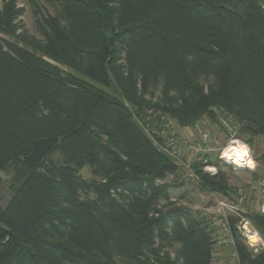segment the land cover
<instances>
[{
    "label": "trees",
    "instance_id": "obj_1",
    "mask_svg": "<svg viewBox=\"0 0 264 264\" xmlns=\"http://www.w3.org/2000/svg\"><path fill=\"white\" fill-rule=\"evenodd\" d=\"M46 1L29 0L33 33L17 0L0 5V264H211L213 232L159 204L179 165L156 143L168 118L223 113L260 137L264 168V0ZM246 217L264 238V212ZM238 222L239 264H264Z\"/></svg>",
    "mask_w": 264,
    "mask_h": 264
},
{
    "label": "rangeland",
    "instance_id": "obj_2",
    "mask_svg": "<svg viewBox=\"0 0 264 264\" xmlns=\"http://www.w3.org/2000/svg\"><path fill=\"white\" fill-rule=\"evenodd\" d=\"M17 2L24 8L23 14L19 17L24 28L28 33H33V16L29 0H17ZM37 2L40 7L48 6L46 0H37ZM1 3L2 0L0 5ZM107 91L112 92L110 89ZM147 118L149 119V116ZM161 133L165 140L164 144L156 143V146L179 165L176 174L168 175L162 181H155L156 185L168 188L169 200L159 202L162 209L185 208L190 216L213 232L215 243L212 247V258L217 262L214 264L228 262L230 252L226 243L229 241L225 231V218L229 214L239 218L238 230L248 246L252 242L255 250L263 247V236L246 217L247 213L260 211L264 203V168L257 159L263 148L260 137H250L244 132L235 130L223 113H217L215 120L202 116L191 126L180 125L174 119L168 118L163 123ZM248 140H251L250 144ZM234 141L247 146L249 156L254 161V168L239 166L236 161L229 162L220 157L223 148ZM170 152H174L175 157L171 156ZM52 157L59 158V152L56 151ZM197 167L210 174L217 170L225 172L229 190L226 193H217L202 189L194 171ZM80 171L84 177H90L87 167ZM1 177L0 205H4L9 200L11 192L8 186V174L1 173Z\"/></svg>",
    "mask_w": 264,
    "mask_h": 264
},
{
    "label": "bare ground",
    "instance_id": "obj_3",
    "mask_svg": "<svg viewBox=\"0 0 264 264\" xmlns=\"http://www.w3.org/2000/svg\"><path fill=\"white\" fill-rule=\"evenodd\" d=\"M222 157L229 162L236 161L239 166H246L250 169L254 168V161L249 156L247 146L239 141L227 144L223 148Z\"/></svg>",
    "mask_w": 264,
    "mask_h": 264
},
{
    "label": "built area",
    "instance_id": "obj_4",
    "mask_svg": "<svg viewBox=\"0 0 264 264\" xmlns=\"http://www.w3.org/2000/svg\"><path fill=\"white\" fill-rule=\"evenodd\" d=\"M223 151V150H222ZM174 153V152H173ZM172 152H170V155L171 156H173L174 154H173ZM173 157H175V156H173ZM220 157L222 158V159H224L223 157H222V152H221V154H220ZM262 206V208H261V212H264V203L261 205ZM245 227V226H244ZM227 244H228V247H229V251H230V259H229V262H227V263H225V264H239V261H238V258H237V255H236V252H235V249H234V243L233 242H226ZM252 243V242H251ZM216 261L212 258L211 259V264H214ZM217 263V262H216Z\"/></svg>",
    "mask_w": 264,
    "mask_h": 264
},
{
    "label": "crops",
    "instance_id": "obj_5",
    "mask_svg": "<svg viewBox=\"0 0 264 264\" xmlns=\"http://www.w3.org/2000/svg\"><path fill=\"white\" fill-rule=\"evenodd\" d=\"M226 232H227V238H228V241L229 242H232L231 241V238H230V235H229V233H228V231L227 230H225ZM256 243V242H255ZM250 244V247L252 248V250H254L255 252L257 251V250H255V246H252L253 244L252 243H249ZM228 245V244H227ZM229 248V247H228ZM230 252V251H229ZM230 254H229V258H228V262H229V259H230Z\"/></svg>",
    "mask_w": 264,
    "mask_h": 264
}]
</instances>
